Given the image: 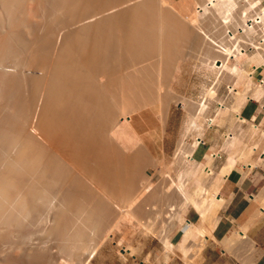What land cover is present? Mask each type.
<instances>
[{
    "label": "bare ground",
    "instance_id": "bare-ground-1",
    "mask_svg": "<svg viewBox=\"0 0 264 264\" xmlns=\"http://www.w3.org/2000/svg\"><path fill=\"white\" fill-rule=\"evenodd\" d=\"M242 1L0 0V264H106L96 255L107 232L131 220L162 244L140 264H169L174 248L200 264L225 175L261 161L243 137L264 136V112L254 122L242 111L264 104V7ZM188 69L197 83L183 78ZM209 99L218 106L206 116ZM172 104L184 118L167 159L149 152L132 117L151 109V138L163 137ZM214 125L227 127L219 148L203 137ZM147 164L163 165L168 181L156 186ZM247 232L238 224L239 237L222 242ZM121 245L124 261L140 252Z\"/></svg>",
    "mask_w": 264,
    "mask_h": 264
},
{
    "label": "crops",
    "instance_id": "crops-1",
    "mask_svg": "<svg viewBox=\"0 0 264 264\" xmlns=\"http://www.w3.org/2000/svg\"><path fill=\"white\" fill-rule=\"evenodd\" d=\"M261 74L259 73L258 75ZM262 98L264 99V96ZM263 105H261L259 100L253 99L249 106L245 107L242 112L247 118L251 117V113H255L256 117L254 122H258L264 112ZM132 120L137 130L143 133L144 128L141 127V124L145 120L144 115H134ZM168 123L169 125H167ZM167 124L165 130L169 132H165L161 140L153 137L150 139H152V145L155 144L157 147L160 145L161 150H165L167 155H171L177 143L182 119L180 118L177 121L174 116L170 115ZM149 125L150 129L148 128L147 130L152 131L155 127L159 126V122L153 121ZM213 127L211 126L209 129H205L203 137L205 138L206 144H218L216 147L219 148L223 140V131H219V128ZM247 135L243 137V140L256 141L259 144L257 146L252 145L254 149L251 155L252 158L255 161L261 159V161H259V164L257 163L253 166L251 164L243 166L238 164V167H241L239 170L231 169L230 173L227 176L225 175L220 188V194L225 200L223 198V206L217 210L218 220L212 230L213 237L209 238L203 249V257L199 262L200 264H264V207H261L264 206V136L250 138V135ZM207 151L208 148L206 149ZM225 159V153L220 151L219 156L213 163V168L216 172L220 171ZM210 184L207 181V188L211 186ZM256 198L259 203L256 202ZM260 203H263V205ZM190 211L194 212V216L189 215ZM190 211L187 213V217L194 219L196 217L195 211L193 209ZM238 224L248 227L247 238L240 239V242L236 245L225 246L222 242L223 239L231 236L239 237L234 229ZM240 233L245 236L243 232ZM247 239L248 241H245Z\"/></svg>",
    "mask_w": 264,
    "mask_h": 264
},
{
    "label": "rangeland",
    "instance_id": "rangeland-1",
    "mask_svg": "<svg viewBox=\"0 0 264 264\" xmlns=\"http://www.w3.org/2000/svg\"><path fill=\"white\" fill-rule=\"evenodd\" d=\"M260 2H261V5L264 7V0H260ZM242 3L243 4H245V3H247L246 2V0H243L242 1ZM260 35H258L257 37V41H260V40H262V38L261 37H259ZM259 38H260V40H259ZM194 60V57L193 56H191V57H188V63H190V61L191 60ZM187 60H185L186 62H187ZM3 66V65H2ZM14 66H12V68H13ZM186 68H188V67H186ZM36 71L37 69H32V71L31 70H29L28 69V71L27 72H32V73H34V71ZM190 69H188V70H186V71H184L183 72V78L186 80H193V78H194V82L195 83H197L198 81H199V72L197 73V72H193V70H190ZM188 71V72H187ZM35 73H37V72H35ZM39 73V72H38ZM189 74V75H188ZM191 75V76H190ZM208 75H209V77H208V81L209 82H211V81H216V78L214 77V75L212 74V73H210V72H208ZM186 77V78H185ZM211 79V80H210ZM245 79V78H244ZM186 80V81H187ZM222 84V85H221ZM220 84V86H219V91H218V93H219V95L220 96H226V98L228 97V99L230 98L229 96H230V93H228V90H227V84H228V81H224V82H222ZM191 90V91H190ZM190 90H188L187 91V94L189 95H192L193 96V98L192 99H194L195 100V97H196V95H197V93H196V91L195 90H193V89H190ZM210 101H212V102H210ZM208 104H210V106H209V108H208V110H207V112H206V116H209V114L210 113H212L215 109H216V107L218 106V104H217V100L216 99H209L208 100ZM147 107H149V106H147ZM174 108V109H173ZM213 109V110H212ZM212 110V111H211ZM171 115L172 116H174L175 117V120H177V121H179L180 120V118L183 120V118H184V109H183V107H179L178 105L176 106V105H174V104H172L171 105ZM210 111V112H209ZM142 114L144 115V117H145V120L142 122V124H141V127H143L144 128V132L143 133H141L142 134V137H143V141H144V144L146 145V148L147 149H149L150 151L149 152H151V153H154L155 154V156H159L160 154H161V147H160V145H159V147H157L155 144H153L152 145V142H151V140L152 139H150L151 138V135H150V130H146V129H148V127L150 126L149 124H151L153 121H155V118H154V115H153V112H152V110L151 109H149V108H145L144 110H142ZM133 115H138V114H133ZM149 115V116H148ZM183 123V122H182ZM147 125V126H146ZM220 126V127H219ZM181 127H182V124L180 125V130H179V132L181 131ZM214 127L215 128H219L218 130H220V131H224V132H226L227 130V127L226 126H222V125H214ZM225 128V129H224ZM146 132V133H145ZM214 133V132H213ZM180 134V133H179ZM178 134V135H179ZM161 135L160 136H157V135H155L154 136V138H156L157 140H161ZM178 139V138H177ZM176 145H177V143H176ZM176 147V146H175ZM207 147H208V151H207V153L208 154H212L213 153V151L211 150V148L209 147V145H207ZM175 149V148H174ZM173 149V150H174ZM210 149V150H209ZM161 156V155H160ZM169 155H166V158L168 159V158H172V156H170V157H168ZM147 165H149V166H147ZM147 165H145L144 166V172H146V173H148L150 176H153V179H154V183L156 184V186H159L160 184H161V181H162V184H164V183H166L168 180V178H166L167 176L169 177V175H168V172L166 171V170H164V171H162V172H160V173H158L159 171H158V169H162V167H164L163 165L162 166H159V168H157V166H155V165H150V164H147ZM155 166V167H154ZM151 167H153V168H151ZM156 168H157V171H156ZM165 168V167H164ZM166 171V172H165ZM155 173V174H154ZM167 173V174H166ZM154 175H156V176H154ZM164 176V177H162L161 178V176ZM165 175H166V177H165ZM161 179V180H158V179ZM166 178V179H165ZM164 179H165V182H164ZM167 180V181H166ZM157 182V183H156ZM159 184V185H158ZM172 206H174V208H175V204H170V205H168V209L169 208H172L173 209V207ZM223 206V205H222ZM171 209V210H172ZM170 210V211H171ZM189 215L190 216H194V212H191L190 211V213H189ZM188 215V216H189ZM189 218V217H188ZM198 218V215L196 214V217L194 218V219H191V220H196ZM169 219V218H168ZM167 219V220H168ZM119 223H121V224H119ZM116 226H115V228H114V230L112 231V230H109L108 232H107V234H106V239H105V242H104V244H103V246H102V248H101V253H99V254H97L96 255V262H99V260L101 259L104 263H106V264H140L139 262V260H141V259H143V256L146 254V253H148L149 251H156V250H158V251H160L161 249H162V244H161V241L158 239V238H156V237H152V238H149L148 237V235H145L144 236V234H142V233H140V227L139 228H137L138 227V225H139V222L138 221H130L129 223H124V222H119ZM169 223H172V221L171 222H168V224ZM170 225V224H169ZM173 227H172V229H174L175 228V225H172ZM238 226V225H237ZM244 226V225H243ZM185 227H186V225H185ZM236 227V226H235ZM235 227H234V229H235ZM245 228H248L247 226H245ZM247 230V229H246ZM111 232V233H110ZM181 228L180 227H178L177 228V230H175L174 231V233H172V235H171V239L174 241V242H177L180 238H181ZM109 234V235H108ZM114 235V236H113ZM109 237V238H108ZM113 239V237H114V239L112 240L111 238ZM110 239V240H109ZM108 240V241H107ZM133 243V244H135V245H140L139 246V250H140V252L136 255V256H126V258L127 259H125V261H124V258L123 257H119L118 256V251H116L117 249L119 250V251H121L122 253L124 252V249H123V246L121 245V244H124V243ZM110 245V246H108V245ZM107 245V246H106ZM114 251V252H113ZM104 253V255H102ZM114 253V254H113ZM174 253L175 254H177V255H175V254H173L172 256H171V259H170V264H193V263H187L188 261L185 259V257H184V255H183V252H181L180 250H178V249H175L174 248ZM192 253V252H191ZM100 255H102V256H100ZM200 255H202V256H200ZM199 256L200 257H198V258H200L199 260L201 261L202 260V257H203V252L200 254ZM183 257V258H182ZM99 258V259H98ZM122 258V259H121ZM121 259V260H120ZM162 261V260H161ZM152 264H158V263H152Z\"/></svg>",
    "mask_w": 264,
    "mask_h": 264
}]
</instances>
